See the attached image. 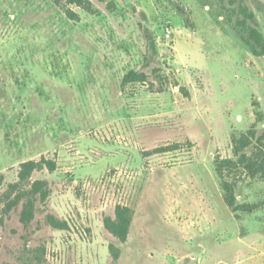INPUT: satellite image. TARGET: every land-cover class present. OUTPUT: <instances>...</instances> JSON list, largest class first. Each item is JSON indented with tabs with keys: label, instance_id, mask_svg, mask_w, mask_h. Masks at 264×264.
<instances>
[{
	"label": "rangeland",
	"instance_id": "rangeland-1",
	"mask_svg": "<svg viewBox=\"0 0 264 264\" xmlns=\"http://www.w3.org/2000/svg\"><path fill=\"white\" fill-rule=\"evenodd\" d=\"M88 1L0 0V264H264V175L234 171L230 206L215 165L264 132V49L237 27L243 2L264 37V0ZM43 156L25 222L3 195Z\"/></svg>",
	"mask_w": 264,
	"mask_h": 264
},
{
	"label": "trees",
	"instance_id": "trees-1",
	"mask_svg": "<svg viewBox=\"0 0 264 264\" xmlns=\"http://www.w3.org/2000/svg\"><path fill=\"white\" fill-rule=\"evenodd\" d=\"M69 3H76L79 5H89L88 0H68ZM88 5V7H89ZM240 17L237 20V27L243 36V40L251 46L252 51L257 53L258 48L264 49V37L257 27L255 14L249 9L248 5L241 2L238 5ZM131 76L135 80L146 79V75L132 72ZM256 142V144H255ZM233 151L235 158L216 159V171L223 183L226 191V201L230 206L234 205V188L235 184L229 180L232 173L236 170H242L246 175L256 176L258 174L264 175V132L259 134V130L254 126L245 133H241L232 139ZM169 148L163 147L159 151H168ZM57 164L46 157H42L39 161L29 160L20 165L19 180L11 184L3 197L9 199L19 189V194L6 202V210H10L13 206L18 205L25 199L22 211V219L25 222L31 220L34 210V202L36 195L41 192V198L45 201L50 195V188L46 180H35L32 182V175L35 171L48 168L50 171L56 170ZM229 178V179H228ZM30 186V187H28ZM134 216V210L128 206H117L115 210V217L106 219L105 224L107 229L120 241L125 242L128 239L129 228ZM49 221L56 228H66L67 223L57 220L54 216H49ZM112 254L111 264H116L120 257V250L114 245L110 247ZM40 258L39 256H37ZM35 260V258H34ZM33 258H29L22 264H32ZM38 261V260H37Z\"/></svg>",
	"mask_w": 264,
	"mask_h": 264
},
{
	"label": "built area",
	"instance_id": "built-area-1",
	"mask_svg": "<svg viewBox=\"0 0 264 264\" xmlns=\"http://www.w3.org/2000/svg\"><path fill=\"white\" fill-rule=\"evenodd\" d=\"M170 34H171V32H168V34H167V35H168V37H170Z\"/></svg>",
	"mask_w": 264,
	"mask_h": 264
}]
</instances>
